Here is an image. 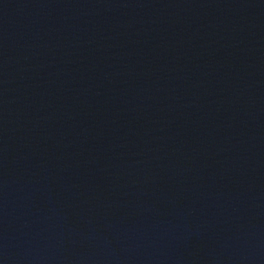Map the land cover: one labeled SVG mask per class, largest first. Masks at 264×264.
<instances>
[{
  "label": "water",
  "instance_id": "1",
  "mask_svg": "<svg viewBox=\"0 0 264 264\" xmlns=\"http://www.w3.org/2000/svg\"><path fill=\"white\" fill-rule=\"evenodd\" d=\"M0 264H264V0H0Z\"/></svg>",
  "mask_w": 264,
  "mask_h": 264
}]
</instances>
